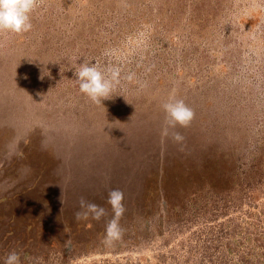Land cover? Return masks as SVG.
Wrapping results in <instances>:
<instances>
[{"label":"rangeland","instance_id":"rangeland-1","mask_svg":"<svg viewBox=\"0 0 264 264\" xmlns=\"http://www.w3.org/2000/svg\"><path fill=\"white\" fill-rule=\"evenodd\" d=\"M31 22L0 33V264H264V0H38ZM88 60L122 69L101 104ZM81 197L107 215L77 220Z\"/></svg>","mask_w":264,"mask_h":264},{"label":"clouds","instance_id":"clouds-1","mask_svg":"<svg viewBox=\"0 0 264 264\" xmlns=\"http://www.w3.org/2000/svg\"><path fill=\"white\" fill-rule=\"evenodd\" d=\"M38 0H0V33L10 32L22 34L30 32L33 28L31 13L35 10ZM122 69L118 65L101 67L92 60L84 61L78 65L75 71V82L81 93L85 94L92 102L100 103L102 99H109L114 88L119 84ZM134 74L127 76L128 80L133 79ZM26 78V77H25ZM162 108L166 114L165 125L162 128V135L171 136V139L183 144L185 137L176 131V127L187 128L195 118V111L188 106L183 99L177 98L174 94L163 103ZM124 193L120 189H113L108 192L107 203L111 206L113 215L105 227V240L112 243L122 239L124 229L120 220L126 212L123 203ZM79 209L75 213L77 220L87 219L90 215L99 221L107 215L106 209L94 202L79 199ZM4 264H21L20 253L12 250L4 260Z\"/></svg>","mask_w":264,"mask_h":264}]
</instances>
